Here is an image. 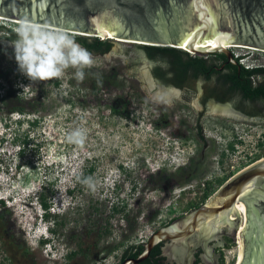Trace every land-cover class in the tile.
<instances>
[{
  "label": "rangeland",
  "instance_id": "obj_1",
  "mask_svg": "<svg viewBox=\"0 0 264 264\" xmlns=\"http://www.w3.org/2000/svg\"><path fill=\"white\" fill-rule=\"evenodd\" d=\"M16 26L1 17L0 228L8 224L22 243L17 264H120L126 250L146 244L264 158L260 104L211 105L216 81L184 91L165 85L137 44L114 43L109 53L93 54L95 65L80 83L72 69L33 83L15 61L8 30ZM253 49L229 50L247 67L264 66V49ZM100 73L105 82L96 89ZM20 106L28 110L13 111ZM251 113L258 118L248 120ZM78 127L86 134L81 146L67 140ZM45 212L49 230L38 223ZM4 247L0 262L12 264ZM235 248L225 249L232 264Z\"/></svg>",
  "mask_w": 264,
  "mask_h": 264
},
{
  "label": "water",
  "instance_id": "obj_2",
  "mask_svg": "<svg viewBox=\"0 0 264 264\" xmlns=\"http://www.w3.org/2000/svg\"><path fill=\"white\" fill-rule=\"evenodd\" d=\"M0 17L113 37V44L129 40L199 56L223 52L230 61L233 54L224 44L264 49V0H0ZM242 220L237 264H264V158L230 178L203 205L158 230L138 258L122 264L144 262L162 242L171 243L180 264L183 259L190 264L199 247L205 250L206 264H213L211 242L226 232V225L236 244Z\"/></svg>",
  "mask_w": 264,
  "mask_h": 264
},
{
  "label": "trees",
  "instance_id": "obj_3",
  "mask_svg": "<svg viewBox=\"0 0 264 264\" xmlns=\"http://www.w3.org/2000/svg\"><path fill=\"white\" fill-rule=\"evenodd\" d=\"M3 29L0 27V30ZM9 38L16 39L13 29L8 30ZM76 42L82 47L88 49L92 54H106L112 49L111 40H101L96 37H76ZM150 59L155 63L153 69L154 77L165 85H172L179 89H185L186 87L193 89V84L203 82L209 84L212 81L215 82V91L213 95L221 100H233L241 98L243 102L260 104L264 109V66L259 67H247L241 63L243 58L235 56L233 54V60L230 61L226 54L223 52L212 53L210 55H193L185 50L170 48V47H154V46H138ZM0 77L4 75L0 74ZM96 89L105 82V77L102 73L97 76ZM16 78H20V73L16 74ZM102 78V84L99 83ZM57 85L59 83H56ZM115 85L117 82L114 83ZM211 95V93H210ZM206 96L203 102H206ZM5 98H2V100ZM4 101V100H3ZM28 110L25 107H16L14 112L23 113ZM32 110V109H31ZM35 110V109H34ZM233 150V146H231ZM93 168H90L88 172H92ZM210 191V190H209ZM73 195L74 191H70ZM210 196V193L206 194L204 201L198 206L200 207ZM44 206L47 208V204L44 201ZM197 207V208H198ZM117 211V209H114ZM45 217H49L48 212H45ZM175 220V219H174ZM174 220L170 221L171 224ZM168 224V225H169ZM159 246L157 245L149 258L140 264H149L152 258L155 260L154 264H163L161 261L155 259V256L159 254ZM234 246L233 241H229L226 248ZM144 251L142 244L138 246H132L126 250L123 254V259L128 255L136 259ZM77 256V252H71L68 255L69 259H74ZM197 264H203L198 261ZM220 264H224L222 258Z\"/></svg>",
  "mask_w": 264,
  "mask_h": 264
},
{
  "label": "clouds",
  "instance_id": "obj_4",
  "mask_svg": "<svg viewBox=\"0 0 264 264\" xmlns=\"http://www.w3.org/2000/svg\"><path fill=\"white\" fill-rule=\"evenodd\" d=\"M14 33L15 61L20 72L33 83L60 79L69 69L74 70L73 77L80 83L85 78V70L95 65L93 54L62 28L24 18L17 22ZM102 82L101 78L99 83ZM85 139V130L79 127L67 136L68 142L78 146L83 145ZM38 223H44L48 228L51 221L44 213L38 217Z\"/></svg>",
  "mask_w": 264,
  "mask_h": 264
},
{
  "label": "flooded vegetation",
  "instance_id": "obj_5",
  "mask_svg": "<svg viewBox=\"0 0 264 264\" xmlns=\"http://www.w3.org/2000/svg\"><path fill=\"white\" fill-rule=\"evenodd\" d=\"M185 89H188L187 87ZM185 89H182L183 91ZM187 91V90H186ZM189 94H193L195 95L197 92L196 90H188ZM234 100H236L235 98L233 100H221L219 98H217V100L215 101L217 104H222V105H229L231 107V102H234ZM238 100H241V98H238ZM237 112V111H235ZM238 118H241L239 116H236ZM248 120H252V119H257L258 116L257 114L255 115L254 113H251L249 115H247ZM192 211V210H191ZM188 214V213H187ZM186 213L179 216V217H183L185 215H187ZM232 217H237V216H232ZM240 217H242L240 215ZM178 219V218H177ZM176 220V219H175ZM232 220H236V218L232 219ZM174 222V221H173ZM172 222V223H173ZM171 223V224H172ZM170 225V224H169ZM167 225V226H169ZM11 226L14 228V224L12 223ZM8 230L6 231H1L0 228V247L5 246L4 249L5 250H12V255L10 261H12V264H17V262H15V258H16V253L15 250L19 249L22 245V243L20 244L19 240L16 237V233L15 232H11L10 227L8 226ZM233 237V231L226 229V232L224 234H221L219 239H217L216 241H214L212 244H210L212 252L214 253V263L213 264H220L221 259L223 258V252L227 247V244L229 241H233L232 240ZM169 244H171L170 242H162L161 244H159V254L155 256V259L159 260V262L161 261V263L163 264H180L178 259L176 258V256L173 254L172 249H170ZM145 248V245L142 244ZM233 247V246H232ZM156 247L153 248L152 252L154 251ZM14 251V252H13ZM151 252V254H152ZM206 253L203 247H199L195 253L192 255V257H190V264H197L198 261H201L203 264H206ZM131 257L128 255L127 257H125L123 259V256L121 258L120 264H122L125 260L130 259ZM155 260L152 258V260H150L149 264H154ZM182 264H184V259L183 261H181ZM0 264H2L0 262ZM208 264V263H207ZM210 264V263H209Z\"/></svg>",
  "mask_w": 264,
  "mask_h": 264
},
{
  "label": "bare ground",
  "instance_id": "obj_6",
  "mask_svg": "<svg viewBox=\"0 0 264 264\" xmlns=\"http://www.w3.org/2000/svg\"><path fill=\"white\" fill-rule=\"evenodd\" d=\"M0 19H1V17H0ZM2 20H4V19H2ZM8 20H10V22H13V23H17L18 21H15V20H11V19H8ZM70 32V31H69ZM73 34H75V35H80V36H85V37H89V36H86V34H82V33H77V32H72ZM100 38H103V39H113V37H108V36H101L100 35ZM116 42L117 43H124V44H137L138 45V43H134V42H132V41H121V40H116ZM223 47H225V48H227V49H231V48H245V49H249V50H254V51H256L257 49H253V48H248V47H244V46H233V45H230V44H224L223 45ZM183 50V49H182ZM200 91H202L201 90V88H200ZM213 106H221V107H223L224 105H219V104H214ZM226 106V105H225ZM225 108V107H224ZM222 110H224V109H222ZM232 219H234V218H232ZM243 229H244V221L242 220V223H241V225H240V231H239V233H238V238H237V245H236V248H235V255H236V260H235V262H236V264L238 263V261H239V258H240V255H241V252H242V249H243V238H242V233H243ZM229 254H231V252H229ZM229 260H234V258H233V255H229Z\"/></svg>",
  "mask_w": 264,
  "mask_h": 264
},
{
  "label": "built area",
  "instance_id": "obj_7",
  "mask_svg": "<svg viewBox=\"0 0 264 264\" xmlns=\"http://www.w3.org/2000/svg\"><path fill=\"white\" fill-rule=\"evenodd\" d=\"M236 245H237V243H236ZM224 252H225V255L223 256L224 264H232L233 260H229V256H228V255H230L229 251L226 253V250H224Z\"/></svg>",
  "mask_w": 264,
  "mask_h": 264
}]
</instances>
